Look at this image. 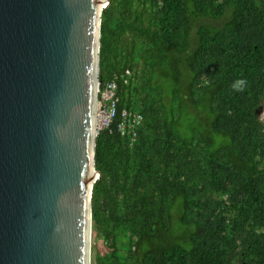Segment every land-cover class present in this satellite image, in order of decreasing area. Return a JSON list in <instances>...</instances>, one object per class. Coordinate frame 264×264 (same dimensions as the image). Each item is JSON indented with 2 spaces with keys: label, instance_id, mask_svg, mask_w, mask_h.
<instances>
[{
  "label": "trees",
  "instance_id": "16d2710c",
  "mask_svg": "<svg viewBox=\"0 0 264 264\" xmlns=\"http://www.w3.org/2000/svg\"><path fill=\"white\" fill-rule=\"evenodd\" d=\"M109 1L99 77L119 100L96 138L95 264H264V0ZM123 110L143 115L134 140Z\"/></svg>",
  "mask_w": 264,
  "mask_h": 264
},
{
  "label": "water",
  "instance_id": "95a60500",
  "mask_svg": "<svg viewBox=\"0 0 264 264\" xmlns=\"http://www.w3.org/2000/svg\"><path fill=\"white\" fill-rule=\"evenodd\" d=\"M109 0H0V264H91Z\"/></svg>",
  "mask_w": 264,
  "mask_h": 264
},
{
  "label": "built area",
  "instance_id": "2783aa9c",
  "mask_svg": "<svg viewBox=\"0 0 264 264\" xmlns=\"http://www.w3.org/2000/svg\"><path fill=\"white\" fill-rule=\"evenodd\" d=\"M127 73H130L128 70ZM127 82V78L125 77ZM117 84L115 81L110 82L104 88L101 82L98 83V99L96 104V121L95 127L97 135L101 130L111 128L117 116L118 96L116 94ZM122 121L118 123V130L122 134H130L132 140L136 139L137 131L143 121V115L138 112L123 110Z\"/></svg>",
  "mask_w": 264,
  "mask_h": 264
},
{
  "label": "rangeland",
  "instance_id": "374dc122",
  "mask_svg": "<svg viewBox=\"0 0 264 264\" xmlns=\"http://www.w3.org/2000/svg\"><path fill=\"white\" fill-rule=\"evenodd\" d=\"M114 3H117V1L119 2L120 0H112ZM121 5H119L115 11V17L119 14V12H121ZM105 10V9H104ZM111 30L114 29L113 27V22L110 25ZM128 36H130L128 34ZM164 79H168V77H164ZM170 86L171 82L168 83ZM259 115L261 116V119L264 120V100L261 104V106L259 107ZM187 125V121L182 122V126L183 128H186ZM91 246H92V250H91V264H95L96 260H95V255H103V254H107L109 253L108 251V244L106 242V240L104 239L102 234H99L93 231L92 234V241H91Z\"/></svg>",
  "mask_w": 264,
  "mask_h": 264
},
{
  "label": "clouds",
  "instance_id": "9594fccd",
  "mask_svg": "<svg viewBox=\"0 0 264 264\" xmlns=\"http://www.w3.org/2000/svg\"><path fill=\"white\" fill-rule=\"evenodd\" d=\"M109 5V4H108ZM107 5V6H108ZM247 84V81L244 79L237 80L233 83L232 88L234 91L242 92ZM98 136V135H97Z\"/></svg>",
  "mask_w": 264,
  "mask_h": 264
},
{
  "label": "bare ground",
  "instance_id": "6f19581e",
  "mask_svg": "<svg viewBox=\"0 0 264 264\" xmlns=\"http://www.w3.org/2000/svg\"><path fill=\"white\" fill-rule=\"evenodd\" d=\"M93 234V233H92Z\"/></svg>",
  "mask_w": 264,
  "mask_h": 264
}]
</instances>
